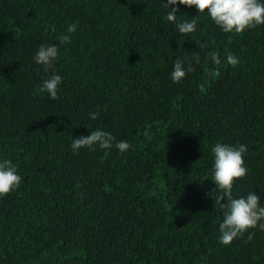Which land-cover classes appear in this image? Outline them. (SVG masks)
Returning <instances> with one entry per match:
<instances>
[{"label": "trees", "instance_id": "trees-1", "mask_svg": "<svg viewBox=\"0 0 264 264\" xmlns=\"http://www.w3.org/2000/svg\"><path fill=\"white\" fill-rule=\"evenodd\" d=\"M165 11L161 0H0V159L22 177L0 198V264H264V231L218 243L205 181L216 142L246 144L233 195L264 204V26L224 34L201 15L183 36ZM72 23L53 100L37 92L46 74L33 56ZM193 53L201 63L174 84L172 60ZM96 128L129 150L73 154L71 140Z\"/></svg>", "mask_w": 264, "mask_h": 264}, {"label": "clouds", "instance_id": "clouds-1", "mask_svg": "<svg viewBox=\"0 0 264 264\" xmlns=\"http://www.w3.org/2000/svg\"><path fill=\"white\" fill-rule=\"evenodd\" d=\"M166 10L162 20L174 26L175 30L187 36L196 31L197 17L205 16L224 34H240L246 29L264 26V0H161ZM180 6L189 9L195 8L198 13L194 18L183 19L180 15ZM78 23L70 24L64 33L58 37L56 44H41L33 56L34 63L43 69L45 78L37 88L38 94L47 95L55 100L63 84V77L55 70L61 46L68 45L72 35L76 32ZM212 44L215 41H211ZM208 43L201 44V49L207 48ZM216 71L222 64L221 57L211 56ZM224 61L230 66L239 63L237 56L227 53ZM201 63L200 53H193L191 57H176L172 60L170 79L174 84L181 83L187 74L195 71V66ZM99 110L89 112L88 118L95 121ZM73 154L81 150H111L115 148L119 153H124L130 148L127 141H116L108 131L96 128L88 131L87 135L73 138L70 143ZM246 144L231 145L224 142H216L211 147L212 166L205 181L211 180L214 189L207 195L213 199L215 208L222 214L219 223L218 243L229 246L232 242L247 233L251 241L255 233L252 229L264 231V204H261V196L251 191L244 196H234L235 182L246 177L248 169L245 164ZM22 181L18 173L17 165L9 159H0V198L7 196L19 188Z\"/></svg>", "mask_w": 264, "mask_h": 264}]
</instances>
